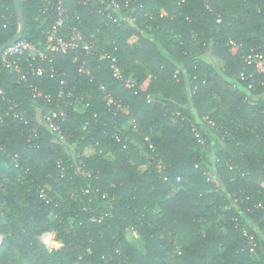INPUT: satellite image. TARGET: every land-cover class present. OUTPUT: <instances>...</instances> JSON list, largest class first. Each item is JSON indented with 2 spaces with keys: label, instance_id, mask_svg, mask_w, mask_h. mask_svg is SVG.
Returning a JSON list of instances; mask_svg holds the SVG:
<instances>
[{
  "label": "trees",
  "instance_id": "trees-1",
  "mask_svg": "<svg viewBox=\"0 0 264 264\" xmlns=\"http://www.w3.org/2000/svg\"><path fill=\"white\" fill-rule=\"evenodd\" d=\"M128 1L134 22L119 25L83 0L68 4L70 24L94 34L97 51L118 48L136 88L95 59L91 81L72 56L60 57L68 83L91 96L86 113L71 112L67 143L38 127L36 101L0 69V114L15 103L30 118L0 125V264H264V74L243 61L251 51L264 55V0ZM20 6L23 39L42 42L55 12L41 0ZM19 30L14 0H1L0 47ZM109 94L130 112L113 117ZM156 158L169 165L165 178ZM52 232L60 246L50 252L40 237Z\"/></svg>",
  "mask_w": 264,
  "mask_h": 264
},
{
  "label": "built area",
  "instance_id": "built-area-1",
  "mask_svg": "<svg viewBox=\"0 0 264 264\" xmlns=\"http://www.w3.org/2000/svg\"><path fill=\"white\" fill-rule=\"evenodd\" d=\"M41 1L46 12L54 11L57 16L52 27L45 33V38L40 43H32L22 38L6 48L0 54V69L15 76L18 85L23 87L28 92V95L36 101L35 111L38 127L41 126L51 131L59 143H67L63 128L69 122L71 112L86 113L87 109L91 107V104L87 101L91 96L80 92L81 90H77V88L68 83L67 72L63 66L64 62L59 59L60 57L72 56V63L80 64L79 74L91 78V81L94 80L96 68H92L89 64L90 60L95 59L98 63L105 65L112 78L117 82L123 83L127 89H135L136 82L124 77V72L116 55L118 51L116 46L112 45L110 50L102 49L97 51L95 45L96 36L94 34H86L80 24H70L71 12L68 4L77 0ZM186 1L188 0H183L182 3ZM83 3L95 9L110 25H119L122 21L131 22V18L127 15V11L130 9L128 0H83ZM76 15H78V12H76ZM77 20L80 21L78 16ZM231 45L236 46L234 42H231ZM243 61L248 66L255 67L258 73L264 74L263 54L251 51L243 56ZM98 68H101V66ZM242 78L244 79L243 76ZM47 81L55 82L57 92L54 86L45 90L44 86H47ZM99 89L105 91V86L100 85ZM52 90L53 92H51ZM0 97L2 101H7V92L2 88H0ZM39 103L44 104L46 107L52 106V108L47 113H44ZM8 105V108L0 114V125L3 126L11 122L24 125L30 124L29 114L26 110L18 109L20 105L15 103ZM107 106L113 117H117L119 114L127 115L130 112L129 106L116 101L110 94L107 96ZM93 119L97 122L99 119L98 115L94 114ZM132 122L135 130H137L136 121L133 120ZM203 122H207L209 127H215V123L208 118H205ZM88 125L89 123L86 122L84 129ZM193 131L200 145L204 147L209 145L199 131L196 129ZM33 134L37 136L39 132L34 130ZM146 140L148 141L149 139L146 138ZM117 141L120 142V138H117ZM210 145L214 146V142H211ZM68 146L70 152L75 154V146ZM149 148L152 151L155 150L151 143ZM144 155L149 158L147 153ZM80 156L81 154L77 157L79 158ZM153 165L155 172L165 178L169 165L165 164L161 158H156ZM216 178L217 176L215 175L209 180L213 181ZM86 193H89V191H86ZM245 236L249 240L250 251L256 254L257 243L255 238L250 236L248 232H245ZM40 239L44 245L50 247V234H44ZM2 244L3 237L0 235V248Z\"/></svg>",
  "mask_w": 264,
  "mask_h": 264
},
{
  "label": "rangeland",
  "instance_id": "rangeland-1",
  "mask_svg": "<svg viewBox=\"0 0 264 264\" xmlns=\"http://www.w3.org/2000/svg\"><path fill=\"white\" fill-rule=\"evenodd\" d=\"M163 13L166 14L165 12H163ZM131 22H134V20L131 19ZM213 61L217 64L218 67L223 66V63H222L221 61L216 60V59H213ZM209 158H210L211 162H212L213 165H214V163H215V161H216V153H215V151L212 152V153L209 155ZM214 176H215V175H214ZM217 179H218V177H217ZM217 179H216V180H217ZM216 180H215V181H216ZM49 234H50V241H51V244H50V247L48 248V250L51 252V251H53V249L58 248V247L60 246V243H58V242H56V241L53 240L54 235H55L53 232H52V233H49ZM128 238H129V240H130L132 243H134L137 247H141V246H142V243H141L142 239H141V238H140V237H139L134 231H132V233L129 234ZM180 242H181V244H182V241H181V240H180Z\"/></svg>",
  "mask_w": 264,
  "mask_h": 264
},
{
  "label": "water",
  "instance_id": "water-1",
  "mask_svg": "<svg viewBox=\"0 0 264 264\" xmlns=\"http://www.w3.org/2000/svg\"><path fill=\"white\" fill-rule=\"evenodd\" d=\"M15 2V7L18 13V16L20 18V30L18 32V34L16 35V37L14 39H12L8 44L0 47V54L8 47L12 46L13 44H15L17 41L21 40L23 38V34L25 31L24 28V23H23V19H22V15H21V6H20V0H14ZM2 247V246H1ZM1 249V248H0Z\"/></svg>",
  "mask_w": 264,
  "mask_h": 264
},
{
  "label": "crops",
  "instance_id": "crops-1",
  "mask_svg": "<svg viewBox=\"0 0 264 264\" xmlns=\"http://www.w3.org/2000/svg\"><path fill=\"white\" fill-rule=\"evenodd\" d=\"M141 243H142V246L141 247H138V248H142L143 247V241H141Z\"/></svg>",
  "mask_w": 264,
  "mask_h": 264
}]
</instances>
